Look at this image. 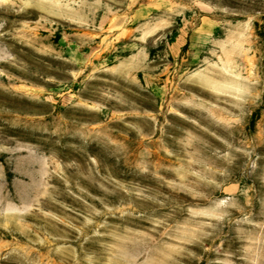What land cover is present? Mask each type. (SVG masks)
I'll use <instances>...</instances> for the list:
<instances>
[{
  "label": "rangeland",
  "instance_id": "obj_1",
  "mask_svg": "<svg viewBox=\"0 0 264 264\" xmlns=\"http://www.w3.org/2000/svg\"><path fill=\"white\" fill-rule=\"evenodd\" d=\"M0 264H264V0H0Z\"/></svg>",
  "mask_w": 264,
  "mask_h": 264
}]
</instances>
